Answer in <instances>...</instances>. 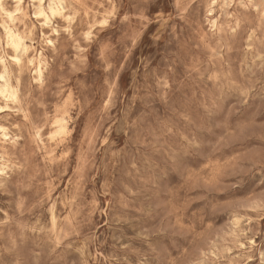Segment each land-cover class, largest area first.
<instances>
[{"label": "clouds", "instance_id": "1", "mask_svg": "<svg viewBox=\"0 0 264 264\" xmlns=\"http://www.w3.org/2000/svg\"><path fill=\"white\" fill-rule=\"evenodd\" d=\"M192 2L51 0L52 15L66 26L48 19L44 26L58 41L63 33L60 42H71L74 59L58 73L34 49H17L25 67L42 65L34 76L39 98L32 101L37 136L47 128L48 150L84 168L89 186L105 181L115 224L134 233L120 234L119 264H197L201 232L209 221L222 222L214 213L218 202L256 192L264 206V98L201 103L180 85L176 46ZM22 4L0 0L3 19L24 24L30 18ZM40 43L59 55L49 36ZM217 160L227 162V178L213 182ZM75 245L70 239L61 249L69 264H78ZM0 264H26L20 245L0 247Z\"/></svg>", "mask_w": 264, "mask_h": 264}, {"label": "rangeland", "instance_id": "2", "mask_svg": "<svg viewBox=\"0 0 264 264\" xmlns=\"http://www.w3.org/2000/svg\"><path fill=\"white\" fill-rule=\"evenodd\" d=\"M251 3L254 6L246 7L249 0H193L192 15L186 25L179 26L176 46L180 85L188 96L198 97L201 103L230 100L236 105L245 97L264 98V4L261 0ZM37 4L23 0L30 19L24 24L17 22V28L39 59H48L62 73L68 60L74 59L75 50L71 42H60L66 40L63 33L58 41L44 20L35 16ZM50 20L66 26L58 17ZM5 23L10 22L0 13V58L4 59L0 61V86L1 75L6 74L18 98L0 94V126L7 133L5 136L0 129V247L20 245L26 264H69V254L61 249L68 240L76 239L78 264H119L120 234L131 237L134 233L115 224L111 211L114 194L105 190L106 182L101 181L97 188L89 186L84 168L65 164L57 159L59 150H48L50 142H43L50 134L47 128L37 136L40 125L32 101L39 98L40 89L34 82L38 60L25 67L23 59L17 63L12 58L15 52L3 28ZM29 35L31 40L26 38ZM44 36L57 42L58 56L50 48H42ZM33 56L31 52L28 59ZM52 79L60 83L59 75ZM65 79L70 86L73 81ZM85 132L81 130V142ZM227 167V162L213 161L211 181L226 179ZM261 205L256 192L218 202L214 213L222 222L209 221L201 232L203 245L197 264H264ZM53 248L55 253H51Z\"/></svg>", "mask_w": 264, "mask_h": 264}, {"label": "bare ground", "instance_id": "3", "mask_svg": "<svg viewBox=\"0 0 264 264\" xmlns=\"http://www.w3.org/2000/svg\"><path fill=\"white\" fill-rule=\"evenodd\" d=\"M38 2V0H35ZM51 2V0L49 1V3ZM55 2H59V0H55ZM49 3L46 5V0H42V4H40L38 2L37 6H36V11H35V16L39 17V18H42L44 21L46 19L50 20L52 13L55 12L57 9L56 8H49L48 5ZM28 7V6H27ZM10 11L14 10V9H9ZM21 10L22 11H25V8H24V5L22 4L21 5ZM43 12L44 15H39L40 12ZM19 14V13H18ZM17 14V15H18ZM34 14V13H33ZM210 14V13H209ZM10 23H5L3 24V28L6 32V35H7V38H8V41L10 43V46H12V48L14 49V52L15 54L12 56V58L15 60V61H20L22 58L20 56V52L17 51V49H23L24 47H30L32 48V46H30L24 39L23 35L21 34V32L19 31V29L17 28V25H13L11 23V21H9ZM30 31V30H29ZM34 32V31H33ZM30 34V33H29ZM1 51V50H0ZM30 53H28V57L30 56ZM40 53V51H39ZM32 59V58H31ZM0 61L3 63L4 62V59L3 58H0ZM35 64V63H34ZM19 67V65H18ZM37 68H42V65L41 63L39 62H36L35 64V69ZM33 75V74H32ZM6 74L4 75H1V78L3 80V84L2 86H0V94L3 95L4 97H15V100L18 98V93H17V90H15L10 82L7 80L6 78ZM28 97V96H27ZM10 103V102H9ZM13 103V102H12ZM20 106V103L18 104ZM18 106V107H19ZM22 108V107H21ZM18 109V108H15V110ZM22 111V110H20ZM27 121V120H26ZM0 129L2 130L3 134L5 136H7V133H6V128L3 127V126H0ZM28 132V131H27ZM30 136V135H29ZM36 137V136H35ZM41 141V139L39 140ZM14 143V142H13ZM10 144V143H9ZM15 144V143H14ZM15 147V146H13ZM16 148V147H15ZM31 154V152H30ZM51 154V153H50ZM35 155V154H34ZM48 155V154H47ZM42 156V155H41ZM17 157V156H15ZM48 157V156H47ZM43 158V157H42ZM51 158V157H50ZM43 160V159H42ZM18 161V160H17ZM45 162V160H44ZM51 162V161H49ZM21 164V163H20ZM19 166V165H18ZM44 168V167H43ZM20 170V169H19ZM1 171V169H0ZM36 172V171H35ZM14 186V185H13ZM2 211V210H1ZM54 221V220H53ZM54 224V223H53Z\"/></svg>", "mask_w": 264, "mask_h": 264}]
</instances>
